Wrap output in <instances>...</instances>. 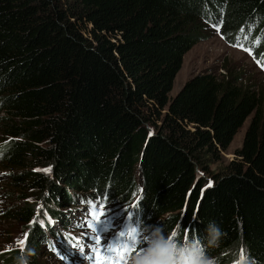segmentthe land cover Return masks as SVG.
Returning a JSON list of instances; mask_svg holds the SVG:
<instances>
[{
    "label": "trees",
    "instance_id": "trees-1",
    "mask_svg": "<svg viewBox=\"0 0 264 264\" xmlns=\"http://www.w3.org/2000/svg\"><path fill=\"white\" fill-rule=\"evenodd\" d=\"M211 26L264 57V0H0V166L25 198L2 218L30 229L25 249L77 202L136 196L135 222L171 216L182 238L214 220L225 235L210 257L264 264V85L223 65L170 98ZM250 116L234 158L211 172ZM1 250L14 264L20 250Z\"/></svg>",
    "mask_w": 264,
    "mask_h": 264
},
{
    "label": "rangeland",
    "instance_id": "rangeland-1",
    "mask_svg": "<svg viewBox=\"0 0 264 264\" xmlns=\"http://www.w3.org/2000/svg\"><path fill=\"white\" fill-rule=\"evenodd\" d=\"M212 32L209 38L199 41L195 44L192 49L187 52L184 56L183 64L176 75V85L170 93V98H173L188 82L191 78L197 74L203 73L205 71H212L216 74H223V65L232 66L233 68L241 70V73L247 78L255 81L258 84L264 85V67L254 54L250 51H245L227 43L222 37L219 29L211 26ZM214 33V34H213ZM175 81V80H174ZM252 116H250L243 127L239 130L235 136L233 142L227 151L223 152L220 161L214 162L210 165L209 170L215 172L216 170L221 171L233 158L236 149L240 148L243 143L244 135L246 129L251 121ZM200 173V177L205 179V183L212 182V175ZM10 171L4 170V167L0 166V255L2 253L1 249H5L7 243L11 244L13 248L23 251L26 245L21 246L18 241L27 240L29 238L30 229L27 231L26 225L19 222L18 220H4L2 218V212L7 208L14 206L23 205L24 195L14 181L9 176ZM135 196V195H134ZM109 202V201H108ZM37 209L44 208L45 202L38 199L34 203ZM109 207L111 208L110 213H117L120 211V205L117 203L109 202ZM42 208V209H43ZM87 217L91 219V222L96 220L92 216V212H89ZM94 219V220H93ZM90 222V223H91ZM146 224H150L146 222ZM77 235L81 234L86 228L83 226V230H77ZM27 244V243H26ZM35 252L33 254L34 264H63L64 260L62 257H55L48 248L43 244L40 247H32ZM0 264L3 262L0 260Z\"/></svg>",
    "mask_w": 264,
    "mask_h": 264
},
{
    "label": "clouds",
    "instance_id": "clouds-1",
    "mask_svg": "<svg viewBox=\"0 0 264 264\" xmlns=\"http://www.w3.org/2000/svg\"><path fill=\"white\" fill-rule=\"evenodd\" d=\"M173 219L169 216L162 226L143 223L139 228H133L139 234L140 243L137 251L127 260V264H218L208 255L210 249L217 248L225 233L216 221H209L205 234L200 237L183 236L181 223H177L174 231L168 224ZM35 250L31 247L20 251L14 258V264H31V256ZM240 264H256L255 260L248 261L242 254Z\"/></svg>",
    "mask_w": 264,
    "mask_h": 264
},
{
    "label": "snow or ice",
    "instance_id": "snow-or-ice-1",
    "mask_svg": "<svg viewBox=\"0 0 264 264\" xmlns=\"http://www.w3.org/2000/svg\"><path fill=\"white\" fill-rule=\"evenodd\" d=\"M262 67H264V65H262ZM46 171H51V169H48ZM211 183V182H210ZM102 215V213H97L95 210L92 211V216L95 217L97 220L100 219V216ZM89 227H93V225L89 224ZM120 235L123 236H127L129 238V240H131L133 242V244H139L140 243V238L138 236V233L135 231V229H130L127 233H120ZM100 238L97 237L96 238V243L99 244ZM18 243L21 244V246L26 245L27 241L26 240H21L18 241ZM93 251L96 253V258H97V264H105V256H103L101 254V250L98 248H93ZM109 251L110 252H114L116 254V257L118 259H123L129 252L133 251V246L132 244H122L119 247H109ZM112 264H116V261L113 260Z\"/></svg>",
    "mask_w": 264,
    "mask_h": 264
},
{
    "label": "bare ground",
    "instance_id": "bare-ground-1",
    "mask_svg": "<svg viewBox=\"0 0 264 264\" xmlns=\"http://www.w3.org/2000/svg\"><path fill=\"white\" fill-rule=\"evenodd\" d=\"M176 79H177V78H175V81H174L175 83H176ZM175 83H174L173 89L175 88V85H176Z\"/></svg>",
    "mask_w": 264,
    "mask_h": 264
}]
</instances>
